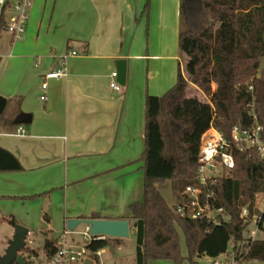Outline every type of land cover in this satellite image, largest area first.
Listing matches in <instances>:
<instances>
[{
  "label": "crops",
  "instance_id": "1",
  "mask_svg": "<svg viewBox=\"0 0 264 264\" xmlns=\"http://www.w3.org/2000/svg\"><path fill=\"white\" fill-rule=\"evenodd\" d=\"M32 2L25 36L0 35V96L10 101L0 148L23 168L0 172L1 219L33 237H53L57 221L66 232L67 220L92 217L127 220L131 229L129 207L143 200L147 96H163L184 75L181 0ZM119 60L127 82L116 92ZM61 64L68 76L50 80L42 102L44 75ZM22 114L30 124H16Z\"/></svg>",
  "mask_w": 264,
  "mask_h": 264
},
{
  "label": "trees",
  "instance_id": "2",
  "mask_svg": "<svg viewBox=\"0 0 264 264\" xmlns=\"http://www.w3.org/2000/svg\"><path fill=\"white\" fill-rule=\"evenodd\" d=\"M180 9L184 75L179 72L175 85L163 96L146 99L143 200L129 207L136 232V264H199L197 259L230 256L229 252L238 264H264V239L248 237L249 224L241 218L242 209L264 192V161L255 152H236L235 170L215 187L212 205L225 210L230 217L227 223L183 218L159 190L171 181L178 194L188 186H198L201 139L211 126L229 138L235 126L252 125L250 113L254 112L264 139V0H181ZM6 27L5 10L0 16V35ZM191 88L204 97L191 96ZM9 102L0 96V125ZM22 169L14 156L0 148V172ZM179 232L186 241V256ZM259 232H264V214ZM108 246L106 238L92 240L85 249L99 264L98 252ZM61 248L59 239L46 238L39 254L28 248L22 251L34 253L41 264Z\"/></svg>",
  "mask_w": 264,
  "mask_h": 264
},
{
  "label": "built area",
  "instance_id": "3",
  "mask_svg": "<svg viewBox=\"0 0 264 264\" xmlns=\"http://www.w3.org/2000/svg\"><path fill=\"white\" fill-rule=\"evenodd\" d=\"M7 5L8 8H7ZM33 6L32 0H0V16L6 10L8 32L13 41L21 40L26 32L30 20V13ZM10 13V14H9ZM76 56V53L70 52L63 59ZM68 76L65 64H61L56 70L44 75V81L41 89L43 94L40 97L42 102H47L48 82L50 80H60ZM111 88L120 92L122 86L117 82V72L112 74ZM252 90V88H250ZM252 125L243 127L237 125L231 131L230 137L224 136L214 126L203 135L200 146L199 167L196 179L198 186H188L184 192L179 194L180 202L175 207L176 213L181 217L190 219L205 218L215 225L227 223L230 217L222 208H215L212 205L215 199V187L223 178L229 177L236 168V152L244 153L248 151L255 152L260 160L264 161V139L262 137L263 128L260 125L254 112L250 113ZM18 135H24L23 127L17 130ZM252 207V208H251ZM264 214V192L257 193L253 202L249 203L241 211V218L248 224V237L255 239L259 233V222ZM70 232L66 231L61 236L62 248L49 261L41 264H84L88 257L85 247L80 250H74L66 243V236ZM86 243L92 240H105L103 237H92L87 230L84 233ZM33 235L28 233L26 238V248L32 249ZM99 254V253H98ZM230 264H238L233 253L229 254ZM29 263L37 262L34 255L29 254ZM215 264H219L217 261Z\"/></svg>",
  "mask_w": 264,
  "mask_h": 264
},
{
  "label": "rangeland",
  "instance_id": "4",
  "mask_svg": "<svg viewBox=\"0 0 264 264\" xmlns=\"http://www.w3.org/2000/svg\"><path fill=\"white\" fill-rule=\"evenodd\" d=\"M4 33L6 32L4 31L1 34V36L5 35ZM191 89L192 90L189 93L191 96H196V95L203 96V94L197 91L196 88H191ZM159 188L161 189L162 193L166 196L169 205L175 208L177 204L180 202V197L178 195V192L176 191L175 183L171 181L165 184L164 186H160ZM166 193L168 195H166ZM34 226L36 230H41L43 228L41 225H34ZM15 228L16 227L12 226L10 220L7 222H5L3 219L0 220V258L6 252L9 246V242L12 240L14 236L13 233L15 232ZM52 228L55 230V235L53 237H33L32 249L34 252L38 254L40 253L42 249V243L44 242L43 240H46V238L52 240L59 239L60 243L61 244L63 243L61 237H57L59 234L63 235L64 230L62 225H60L59 222L57 221V223ZM85 232H87V227L85 225L80 226L74 233H69L66 236V243L70 245L74 250H80L81 248L85 247L87 244L84 237ZM179 236H180L181 251L183 255L186 256L188 254V251H187L184 235L182 232H179ZM257 239H264V232H259L257 234ZM117 245H119V247H117ZM136 246H137L136 232L133 229L131 223L130 236L128 238L119 239V242H114L110 240L106 252L107 254L101 257V259L99 260V264H136ZM20 254L25 258L29 256L28 251L25 252L22 251L20 252ZM33 255L35 254L33 253ZM216 261L219 264H230L227 255H221L220 257L215 259L208 257H202L200 259H197V262L199 264H215ZM149 264H174V263L163 261V262H150ZM183 264H190V263L188 261H185ZM247 264H258V263L251 262Z\"/></svg>",
  "mask_w": 264,
  "mask_h": 264
},
{
  "label": "water",
  "instance_id": "5",
  "mask_svg": "<svg viewBox=\"0 0 264 264\" xmlns=\"http://www.w3.org/2000/svg\"><path fill=\"white\" fill-rule=\"evenodd\" d=\"M117 81L121 86L127 82V61L119 60L116 63ZM32 116L29 114L20 115L17 125H28ZM85 225L92 237H103L109 239H124L130 236V225L127 220L109 219H69L66 222V230L74 233L80 226ZM29 230L23 226H16L14 236L9 242L5 254L0 258V264H30L26 258L20 254L26 248V238ZM84 264H94L91 259H87Z\"/></svg>",
  "mask_w": 264,
  "mask_h": 264
}]
</instances>
